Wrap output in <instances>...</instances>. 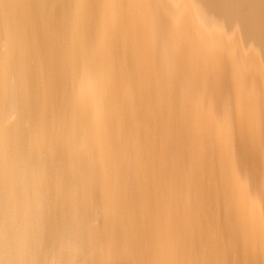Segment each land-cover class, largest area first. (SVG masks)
<instances>
[{
  "label": "bare ground",
  "instance_id": "1",
  "mask_svg": "<svg viewBox=\"0 0 264 264\" xmlns=\"http://www.w3.org/2000/svg\"><path fill=\"white\" fill-rule=\"evenodd\" d=\"M0 264H264V0H0Z\"/></svg>",
  "mask_w": 264,
  "mask_h": 264
}]
</instances>
